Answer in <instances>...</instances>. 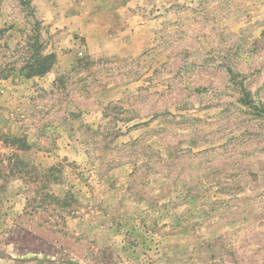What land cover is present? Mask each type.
Instances as JSON below:
<instances>
[{"label": "rangeland", "instance_id": "1", "mask_svg": "<svg viewBox=\"0 0 264 264\" xmlns=\"http://www.w3.org/2000/svg\"><path fill=\"white\" fill-rule=\"evenodd\" d=\"M0 264H264V0H0Z\"/></svg>", "mask_w": 264, "mask_h": 264}, {"label": "trees", "instance_id": "2", "mask_svg": "<svg viewBox=\"0 0 264 264\" xmlns=\"http://www.w3.org/2000/svg\"><path fill=\"white\" fill-rule=\"evenodd\" d=\"M30 60L27 61V63L29 64ZM35 63L37 65H35L34 68H31L28 72V74H30V76H36V75H43L46 74L50 71V69L53 66V62L51 59V56H45V55H39L36 59H35Z\"/></svg>", "mask_w": 264, "mask_h": 264}]
</instances>
